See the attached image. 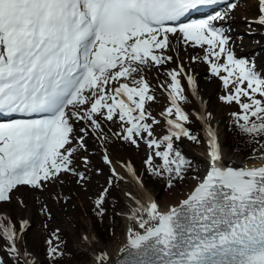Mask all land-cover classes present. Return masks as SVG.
Masks as SVG:
<instances>
[{
  "label": "snow or ice",
  "instance_id": "1",
  "mask_svg": "<svg viewBox=\"0 0 264 264\" xmlns=\"http://www.w3.org/2000/svg\"><path fill=\"white\" fill-rule=\"evenodd\" d=\"M219 2L0 0V118H6L0 119V202L10 201L19 186L42 187L72 171L76 149L66 146L73 143V120L102 133L101 121L118 119L127 125L123 139L137 147V137H153V124L159 121L147 112L146 103L155 96L142 72L172 60L166 55L171 37L204 50V61L226 90L221 100L240 108L233 113L236 127L264 149L259 140L264 136V75L227 48L229 38L213 25L223 15L181 22L198 6ZM260 3L264 13V0ZM167 75L169 134L162 141H147L163 163L159 170L152 167L151 156L147 163L154 175L167 173L172 187L190 167L174 141H198L185 126L189 116L180 106L187 100L179 78L186 75L183 66ZM188 84L195 85L190 76ZM206 135L211 170L185 199L167 211L151 199L137 201L130 218L143 231L129 230L125 250L131 258L126 264H264V166L220 167L218 135L210 125ZM79 147H84L82 138ZM258 158L264 160V155ZM129 172L135 176L131 168ZM113 174L118 175L114 169ZM103 203L104 194L96 200L101 215ZM18 235L0 220V238L9 242L17 264L21 257L24 264H34L18 247ZM48 243L53 261L63 255L58 245ZM106 260L107 254L98 257L99 264Z\"/></svg>",
  "mask_w": 264,
  "mask_h": 264
},
{
  "label": "rangeland",
  "instance_id": "2",
  "mask_svg": "<svg viewBox=\"0 0 264 264\" xmlns=\"http://www.w3.org/2000/svg\"><path fill=\"white\" fill-rule=\"evenodd\" d=\"M233 4L236 5L234 9L231 7ZM261 6L260 0H229L224 9L211 14V19L219 15L224 16V19L214 20L213 25L219 26L218 29L229 38L227 48L232 51L236 59L263 67L264 41L258 44L255 40L264 32V24L259 20L264 17V13L260 11ZM170 39L171 50L166 55L171 56L172 60L159 67H145L142 72L143 77L150 84L151 94L155 96L153 101L146 103L147 112L159 121L158 124H153V137H147L146 134L143 139L137 137L139 145L137 147L123 139L120 124L124 128L127 125H122L118 119L101 121L102 133L86 122L73 120V143L66 146L76 149L71 157L72 171L60 173L55 179L42 182V187L19 186L11 193L10 201L0 202V220L8 226L16 227L19 234L17 245L22 252L28 254V258L34 264H43L45 261L43 249L45 247L50 249L49 240L52 241L51 246L58 245L63 253L52 264H89L93 256L90 252L84 251L81 241L83 236L90 232L94 233L104 245L115 246L117 241L123 240L127 223L124 211L128 208V201L124 194L126 183L122 169L124 170L128 163L132 164L144 186L153 190L154 199L159 202L165 198L182 195L185 188H190L200 176L202 161L196 153L204 147L206 132H203L200 144L193 147L186 144L189 156L195 157L199 163L196 164L194 171L185 175L183 180L173 183L172 187L168 185L162 187L159 183H149L143 178V169L144 166H148L147 161L150 156L152 167L161 163V159L155 156L156 149H150L147 141L150 139L162 141L164 133L169 130L164 124L166 120L163 116L164 110L168 107L164 98L170 100L168 86L171 78L167 75L169 72L179 71L180 66H183L186 75H181L180 78L184 80L182 86L187 95V103L182 109L189 116L196 118L195 112H200L201 103L204 102L209 106L205 115L208 124L212 125L220 116L223 130L224 120L234 111V106L220 100L219 80L212 74L210 65L204 61V50L177 43L176 37ZM193 57L197 58L195 62ZM224 62L226 61H220V63ZM189 76L198 83V88L188 84ZM81 138L83 148L79 147ZM246 147L249 150L238 149L237 152H231L244 155L245 158L264 153V149H259L256 141ZM105 156L111 164L105 162ZM113 169L118 175L113 174ZM77 174H83L84 179L81 180ZM108 182L112 183V190L118 194L120 200L114 209L113 222L109 220L108 215H106L107 219L103 220V225L110 228L112 233L108 235L107 232V236L105 234L106 237L102 240L94 230V228L98 229V224L94 222V228L92 227L88 211L92 209L95 200ZM23 222H27L24 228H22ZM71 254L75 258H71Z\"/></svg>",
  "mask_w": 264,
  "mask_h": 264
},
{
  "label": "bare ground",
  "instance_id": "3",
  "mask_svg": "<svg viewBox=\"0 0 264 264\" xmlns=\"http://www.w3.org/2000/svg\"><path fill=\"white\" fill-rule=\"evenodd\" d=\"M195 86L198 88V83L195 82ZM208 104L202 102L200 106V114L203 116L206 115V110L208 109ZM221 117H217L213 122L212 129L217 133L219 138V143L221 146V154L222 159L218 162L219 166L228 169H240V168H253V167H260L264 166V160L259 159L261 155L264 153L256 154L250 158H245L244 155H237L233 154L227 147L224 146V132L222 130V125L220 123ZM204 147L198 151L196 154L200 157L202 161V170L200 176L194 183L190 186V188H185L184 192L180 196H174L170 198H165L163 201L159 202L155 200V202L159 205L162 211H167L170 207L176 206L185 199L192 190H194L195 186L198 182L204 179L207 173L211 170V159L208 155L210 149L207 143V135L205 137ZM134 172L136 170L133 168ZM122 175L125 181V190L124 194L128 201V208L124 211L125 212V220H126V232L123 236V240L121 242L117 241L115 246L111 245H104L99 239L96 238V235L92 232L89 234H85L82 238L81 245L84 247V251L90 252L93 256V260L89 264H99L98 257L101 254H107V260L105 264H119L121 262L122 256L126 252V246L128 245V235L129 230H134L138 232H142L143 230L139 229L138 223L132 220L130 217L134 214L136 208L139 206L137 201H141L147 203L149 199L154 201L155 193L152 189H147L140 178L137 177L136 173L135 176L132 175L131 172L126 168L122 169ZM129 194H131L129 196ZM51 215V214H50ZM54 221L56 220L53 219ZM25 221V220H23ZM87 237V239H85Z\"/></svg>",
  "mask_w": 264,
  "mask_h": 264
},
{
  "label": "trees",
  "instance_id": "4",
  "mask_svg": "<svg viewBox=\"0 0 264 264\" xmlns=\"http://www.w3.org/2000/svg\"><path fill=\"white\" fill-rule=\"evenodd\" d=\"M264 38V34H259L256 37V41H258V44L263 43L262 39ZM261 58V56L259 57V59ZM255 69L258 73L264 75V66H256L255 65ZM221 75H225V73H221ZM180 78V77H179ZM219 80V88L218 91H220V100L221 97L224 96L226 94V90L222 85V81L220 80L219 77H217ZM181 84H184V80L181 79ZM246 87V85H245ZM227 91H231V88L228 89ZM183 95L186 97V93L185 91L183 92ZM164 100L166 101V104H168V107L164 110L163 112V116L165 117V126L167 125V119L169 117L166 116V111L169 107H171V103L167 101L166 98H164ZM222 101V100H221ZM223 102V101H222ZM187 103L186 101H182L180 103V106H184ZM224 103V102H223ZM227 104V103H226ZM231 106H234V111L233 113H238L240 112V108L237 104L232 103V104H228ZM233 113L231 116H229L227 119L224 120L223 123V130H224V145L230 150V151H238V149L241 150H249L246 146L250 145L253 141L252 138L245 136L244 134L241 133L240 129L238 127H236L235 123H234V117H233ZM189 116V115H188ZM174 118V116L172 117ZM189 131L197 137V141H192L187 139L186 137L181 138L180 140H176L174 141V148L176 150H179L181 152V154L184 156V158L189 161L190 167H187V170L185 172V175L190 174L192 171L195 170V166L196 164H198V160L195 157H190L189 156V150L187 149L186 144L188 143L191 147L200 144V142L202 141V129H201V125L199 124V122L193 118L192 116H189V122L186 123L185 125ZM169 129V126H168ZM169 134V130L166 131L164 133L165 135ZM260 142L263 143L264 142V136L259 138ZM162 160L160 165H157L156 169H161L162 167ZM143 178L145 179V181H148L149 183L154 182V183H159L162 187H167L169 181H168V177H167V173H164L160 176L154 175L152 173V171L149 168V165L146 167L144 166L143 169ZM179 180L173 181L172 183H178ZM112 183L108 182L106 187L100 192V195L98 196V198H100V196L102 194H104V203L102 205L103 208V214H100V210L97 209L96 207V199L94 206L92 207V209L90 211H88V216L92 221V227L93 223L96 222L98 224V229L94 228L96 234L98 237L102 238V240H104V238L107 236V232L108 235L110 233H112L110 228H107L103 225V220L107 219L106 215H108L110 218L109 220H111V222H113L114 219V209L117 205V202L120 200V197L118 196V194L112 190ZM103 225V226H102ZM16 230V227H14ZM106 234V236H104ZM46 248V247H45ZM43 249V256L45 258V261L43 262V264H52L53 263V259L49 256V251L50 249ZM9 242L4 239V238H0V259H2L4 261V264H17V257H15L13 254H11L9 252ZM70 255V254H69ZM74 257L73 254H71V258ZM58 258V257H57ZM75 258V257H74ZM22 260L23 257H21L19 259V264H22Z\"/></svg>",
  "mask_w": 264,
  "mask_h": 264
}]
</instances>
